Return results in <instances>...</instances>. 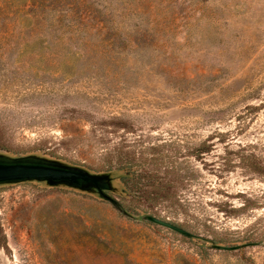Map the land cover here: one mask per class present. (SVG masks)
Here are the masks:
<instances>
[{
	"label": "rangeland",
	"instance_id": "1",
	"mask_svg": "<svg viewBox=\"0 0 264 264\" xmlns=\"http://www.w3.org/2000/svg\"><path fill=\"white\" fill-rule=\"evenodd\" d=\"M0 152L112 172L134 215L261 242L210 248L27 181L0 184V264H264V0H0ZM122 153L161 198L123 189Z\"/></svg>",
	"mask_w": 264,
	"mask_h": 264
},
{
	"label": "water",
	"instance_id": "2",
	"mask_svg": "<svg viewBox=\"0 0 264 264\" xmlns=\"http://www.w3.org/2000/svg\"><path fill=\"white\" fill-rule=\"evenodd\" d=\"M111 172H93L87 168L49 158L36 153L11 155L0 152V184H17L27 181L44 182L48 186H65L81 192L93 193L109 202L121 214L137 220L147 221L170 229L187 238H200L209 242V247L223 250H237L261 242L248 241L224 245L199 236L177 223L162 219L151 213L134 215L109 192L114 190Z\"/></svg>",
	"mask_w": 264,
	"mask_h": 264
},
{
	"label": "trees",
	"instance_id": "3",
	"mask_svg": "<svg viewBox=\"0 0 264 264\" xmlns=\"http://www.w3.org/2000/svg\"><path fill=\"white\" fill-rule=\"evenodd\" d=\"M114 168L119 171L118 177L124 184L123 189L133 194L137 202L153 203L161 198L159 193L168 190V187L150 169L141 167L133 157L127 154L122 153L118 156V163ZM150 187H155L157 191H150ZM136 208L138 207H134L135 210Z\"/></svg>",
	"mask_w": 264,
	"mask_h": 264
},
{
	"label": "flooded vegetation",
	"instance_id": "4",
	"mask_svg": "<svg viewBox=\"0 0 264 264\" xmlns=\"http://www.w3.org/2000/svg\"><path fill=\"white\" fill-rule=\"evenodd\" d=\"M112 173V172H111Z\"/></svg>",
	"mask_w": 264,
	"mask_h": 264
}]
</instances>
